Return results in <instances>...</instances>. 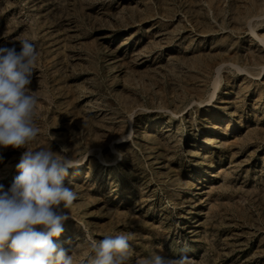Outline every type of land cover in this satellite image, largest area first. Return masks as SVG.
<instances>
[{
  "label": "rangeland",
  "instance_id": "1",
  "mask_svg": "<svg viewBox=\"0 0 264 264\" xmlns=\"http://www.w3.org/2000/svg\"><path fill=\"white\" fill-rule=\"evenodd\" d=\"M250 26L264 36V0H0V45L40 54L29 147L75 163L54 238L74 264L119 234L131 264H264V71L238 70L264 66ZM24 150L0 149L5 189Z\"/></svg>",
  "mask_w": 264,
  "mask_h": 264
},
{
  "label": "clouds",
  "instance_id": "2",
  "mask_svg": "<svg viewBox=\"0 0 264 264\" xmlns=\"http://www.w3.org/2000/svg\"><path fill=\"white\" fill-rule=\"evenodd\" d=\"M19 44V51L14 44L0 45V149H25L16 165L19 175L9 188L0 185V264H74L54 238L62 235L65 210L77 199L64 183L75 163L50 146L29 147L40 133L39 97L31 88L40 54L32 40ZM129 240L125 234L90 238V264H131ZM139 264H189V258L153 253Z\"/></svg>",
  "mask_w": 264,
  "mask_h": 264
},
{
  "label": "bare ground",
  "instance_id": "3",
  "mask_svg": "<svg viewBox=\"0 0 264 264\" xmlns=\"http://www.w3.org/2000/svg\"><path fill=\"white\" fill-rule=\"evenodd\" d=\"M250 32H251V34L253 35V37H255L256 38V41H257V43H258V45L259 46H263L264 47V36H262V35H257L256 33H255V31H254V28L253 27H251L250 26ZM235 67H236V65H235ZM237 67H239V66H237ZM246 67V66H245ZM245 67H242V68H240V69H238L239 70V72H241V71H244L245 73H247L249 76H255V77H258L260 74H261V71H264V66L261 68V70L259 71V72H253V71H248ZM250 70V69H249ZM244 73V74H245ZM217 78V77H216ZM255 79H257V78H255ZM216 84H218L217 82H216V79L213 81V86H214V88L216 87ZM217 88V87H216ZM215 90V89H214ZM217 90V89H216ZM214 92L210 95V100L213 98V96H214ZM118 98L120 99V96H119V93L118 92H116L115 93V97H114V100L115 101H117L118 100ZM209 100V101H210ZM208 105V104H207ZM242 115V114H241ZM163 121H165V124H168L169 123V121L168 120H163ZM226 124V123H225ZM151 125H153V124H148L147 125V127H149V126H151ZM129 137V135H127V136H125V137H121V139H127ZM209 138V137H208ZM208 140V139H207ZM111 143V142H110ZM213 144V143H212ZM113 147V144L111 143V148ZM210 147H213L212 145L210 146ZM113 149V148H112ZM94 153V152H93ZM98 154V153H97ZM117 156H118V162L119 161H123V155L121 154V153H118L117 154ZM98 157V156H97ZM99 159H100V161H101V163H102V165H104V166H110V165H112V163H110V162H108V160H106L105 158H102V156L101 155H99ZM79 161V160H78ZM99 161V160H98ZM110 161V160H109ZM113 162H114V160H113ZM77 163V167L76 168H74L72 171L73 172H75V171H78L79 170V168H81L82 167V161H79V162H76ZM115 163V162H114ZM84 214H85V216H87V217H89V215H88V213H86V212H83ZM85 226V225H84Z\"/></svg>",
  "mask_w": 264,
  "mask_h": 264
}]
</instances>
